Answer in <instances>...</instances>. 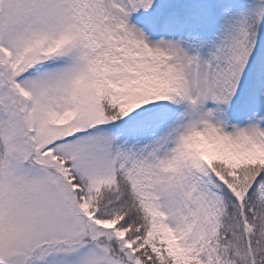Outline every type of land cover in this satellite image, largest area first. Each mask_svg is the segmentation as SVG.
Segmentation results:
<instances>
[{"label": "snow or ice", "instance_id": "6c2138e0", "mask_svg": "<svg viewBox=\"0 0 264 264\" xmlns=\"http://www.w3.org/2000/svg\"><path fill=\"white\" fill-rule=\"evenodd\" d=\"M0 264H264V0H0Z\"/></svg>", "mask_w": 264, "mask_h": 264}]
</instances>
